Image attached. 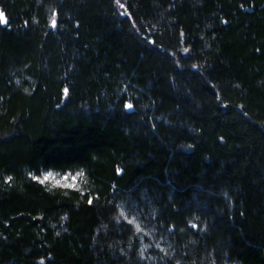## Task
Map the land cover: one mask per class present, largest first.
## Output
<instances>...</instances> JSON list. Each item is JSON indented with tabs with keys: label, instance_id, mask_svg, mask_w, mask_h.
I'll return each instance as SVG.
<instances>
[{
	"label": "trees",
	"instance_id": "trees-1",
	"mask_svg": "<svg viewBox=\"0 0 264 264\" xmlns=\"http://www.w3.org/2000/svg\"><path fill=\"white\" fill-rule=\"evenodd\" d=\"M0 13V264H264V0Z\"/></svg>",
	"mask_w": 264,
	"mask_h": 264
},
{
	"label": "rangeland",
	"instance_id": "rangeland-1",
	"mask_svg": "<svg viewBox=\"0 0 264 264\" xmlns=\"http://www.w3.org/2000/svg\"><path fill=\"white\" fill-rule=\"evenodd\" d=\"M51 173V176L44 180V177ZM80 170H68V171H57V170H46L38 174L40 180H43L46 184H62L78 186L80 184Z\"/></svg>",
	"mask_w": 264,
	"mask_h": 264
},
{
	"label": "snow or ice",
	"instance_id": "snow-or-ice-1",
	"mask_svg": "<svg viewBox=\"0 0 264 264\" xmlns=\"http://www.w3.org/2000/svg\"><path fill=\"white\" fill-rule=\"evenodd\" d=\"M117 2L119 3V0H117ZM3 19V13H0V20ZM53 23H55V20H53ZM65 92H67V89L65 90ZM129 108H131L132 106L131 105H128ZM51 176V173H49L48 175H46L44 177V180H47L49 177ZM34 179H39L38 177H33ZM11 179V178H9ZM41 183H43V180L40 181ZM91 202V201H90Z\"/></svg>",
	"mask_w": 264,
	"mask_h": 264
}]
</instances>
